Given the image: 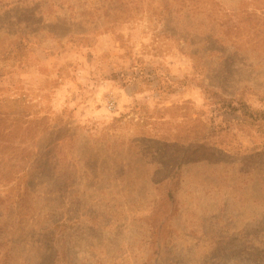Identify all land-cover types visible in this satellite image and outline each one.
Masks as SVG:
<instances>
[{
    "label": "rangeland",
    "instance_id": "obj_1",
    "mask_svg": "<svg viewBox=\"0 0 264 264\" xmlns=\"http://www.w3.org/2000/svg\"><path fill=\"white\" fill-rule=\"evenodd\" d=\"M0 264H264V0H0Z\"/></svg>",
    "mask_w": 264,
    "mask_h": 264
}]
</instances>
